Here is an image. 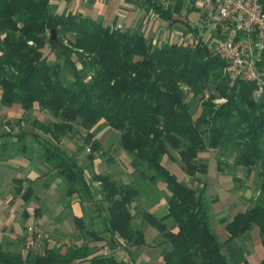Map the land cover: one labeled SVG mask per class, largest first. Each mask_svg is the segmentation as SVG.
I'll return each instance as SVG.
<instances>
[{"label": "trees", "instance_id": "16d2710c", "mask_svg": "<svg viewBox=\"0 0 264 264\" xmlns=\"http://www.w3.org/2000/svg\"><path fill=\"white\" fill-rule=\"evenodd\" d=\"M154 7L171 16L161 5ZM53 30L57 39L51 38ZM47 47L53 60L45 53ZM256 64L264 65V52ZM224 68L214 43L202 39L196 44L150 42L137 30L56 13L50 0H0V103L21 105L28 115L38 104L52 118L48 123L33 119V128L6 135L37 139L49 134L60 140L85 130L84 138L95 152L101 147L95 139L98 131L104 126L118 131L121 148L141 161L131 183L110 172H94L89 178L76 155L38 138L43 146L39 157L64 180L69 198L83 193L98 198L101 211L108 210L107 231L121 241L142 245L144 227L156 228L162 264H230L224 251L227 242L255 226L264 247V93L255 95L254 81L232 82ZM198 103L202 108L195 117ZM23 142L10 146L18 152L24 146V154L32 158L30 143ZM210 149L222 171L234 169L222 157L234 156L235 168L243 166L246 174L257 171L260 180L251 205L226 224L229 236L224 241L211 225L205 190L180 180L164 163L165 156L176 159L174 150L188 175L207 173L200 154ZM234 178L241 181L236 174ZM159 181L169 192L168 214L158 218L146 210L134 213L140 189H152ZM16 182V193L21 194L24 180ZM33 191L30 186L23 195L31 197ZM75 220L84 232V220ZM43 243L26 257L0 245V264H132L113 254H96L86 242L67 245L66 250Z\"/></svg>", "mask_w": 264, "mask_h": 264}, {"label": "crops", "instance_id": "0c3cea01", "mask_svg": "<svg viewBox=\"0 0 264 264\" xmlns=\"http://www.w3.org/2000/svg\"><path fill=\"white\" fill-rule=\"evenodd\" d=\"M50 2L56 13H75L102 21L115 28L137 30L150 42L196 44L202 39L212 44L221 32L216 14L207 15L199 0H50ZM156 5H161L168 11L167 13H171V16L169 15L168 18L167 14H159L155 10ZM259 71L264 80V65L259 67ZM34 109H39V105L36 104ZM24 114L25 111L21 105L4 106L0 103L1 120H18ZM1 120L0 124L3 123ZM7 132L14 133L8 129L7 125L2 126L0 131V245L7 250L19 251L26 257L29 251L24 253L23 248L26 241L31 238L27 227L33 223L44 226L47 223L46 218H52L50 222H53V225L49 227L53 226V230H59V233H53V238L58 237V239L47 240V247L63 246L65 248L68 244L80 245L86 242L90 247H95L96 254H113L118 259L132 264H162V246L158 245L159 232L156 228L143 225L145 226V243L142 245L137 246L121 241L117 235L107 231L105 219L108 216V210L101 211L98 198L95 196L88 198L87 195L81 194V196L67 197V201L64 200L67 193L64 180L61 177H53L52 170H49L39 157L43 149L39 139L51 141L69 155L77 154L78 163L85 166L89 178L94 172H110L115 176L116 173H120L122 181L131 183L135 180L134 172L141 165V161L121 148L119 135L113 143H110V135H95V139L101 141L100 150L92 152L90 148H87L89 150L86 153L87 149L83 148L78 153L81 140L75 135L61 136L60 140H56L52 135H38L39 139H35L32 135L27 138H24V135H6ZM20 140L21 144L24 140L30 143L33 150L32 158L24 154V146L21 145L19 152L12 148L15 146H10V142L17 145ZM90 154L93 155V159L87 158ZM86 161L88 163H84ZM179 162L177 163L179 165L172 163L167 166L172 172L174 169L182 172L183 178L176 174L180 180L199 190H205L213 215L211 225L220 239L226 240L229 236L225 229L226 224L237 212L248 208L234 209L238 199H248L247 193L243 195L239 191L232 190L235 181L233 175L236 174L241 178L242 176L239 173L220 172L219 165L215 167L218 172L214 174L197 173L191 176L182 169ZM91 163H93L92 168ZM252 174L254 175V172ZM16 179L24 180L21 194L16 193V187L20 184L16 182ZM30 186L33 187V195L26 197L23 192ZM38 186L42 193L38 192ZM143 187L140 189L136 202L133 203V212L140 209L149 211L158 218L166 216L168 214L166 198L169 192L163 191L164 185L163 188L160 185H151L152 189L149 186ZM54 194L56 196L52 197ZM147 197H149L148 201ZM53 199L56 202H53ZM63 200L67 207L65 203H62ZM65 210L68 212L67 215H62L61 212ZM49 215L51 217H48ZM75 218L84 220L86 226L84 232H80ZM136 222L142 225L138 215ZM168 224L172 226L170 220ZM63 238H65L64 241ZM99 243L101 245H98ZM224 251L230 264H260L264 258V247L261 243L259 228L255 226L252 230L229 240Z\"/></svg>", "mask_w": 264, "mask_h": 264}, {"label": "built area", "instance_id": "2783aa9c", "mask_svg": "<svg viewBox=\"0 0 264 264\" xmlns=\"http://www.w3.org/2000/svg\"><path fill=\"white\" fill-rule=\"evenodd\" d=\"M207 15L216 14L220 35L214 41L216 54L225 61V72L233 82L238 78L257 84L255 95L264 93L257 60L264 52V0H199ZM35 236L45 238L43 229L29 225Z\"/></svg>", "mask_w": 264, "mask_h": 264}, {"label": "rangeland", "instance_id": "374dc122", "mask_svg": "<svg viewBox=\"0 0 264 264\" xmlns=\"http://www.w3.org/2000/svg\"><path fill=\"white\" fill-rule=\"evenodd\" d=\"M49 52H50V49L47 47L45 49V53L48 54ZM49 56H50V60H53L55 58L54 54L49 53ZM221 101H223V99L217 100V102H221ZM201 108H202L201 104L198 103V106H197V108L195 110V115H194L195 117H197L200 114ZM31 114L32 115L24 114L23 117H22L23 118L22 120H21V118H20V120H8V119H5V120L2 119L1 120V118H0V120L3 122L2 124H0V126H1L0 127V131L2 130V126L4 127L5 125L8 126V129L10 131H14V132H18L23 127V125H24V127L26 129L29 130V129L33 128V126H34L33 119H37V120H40V121L46 122V123L50 122L51 119H52L47 112L42 111L40 108L39 109H34V111H32ZM26 115L28 116L27 117L28 119H25ZM7 121H10V123H8ZM31 122H32V124H31ZM17 125H19V127ZM85 134H86V131L83 130V131H80L79 133H77L75 135L76 138H78V139H80L82 141V142L80 141L81 143L79 142L80 145L78 146V151H77L78 153H79V151L80 152L82 151V150H80V147H82L84 149L91 148V143H89V142L87 143L86 138H84V137H86ZM97 135H110V143H113L115 141V139L117 140V137H118L117 135H119V132H117V131H115V130L107 127V126H104L100 131L97 132ZM88 150L89 149L86 150V153H88L87 152ZM75 155L77 157V154H75ZM172 155H173V157L176 158L175 160L174 159L172 160L171 158H169V156H165L164 157V163L166 165L172 164V163H176L177 164L179 162L177 151L173 150L172 151ZM87 158L89 159V157H87ZM200 159L202 161H206L207 162L208 168L210 169V170L209 169L207 170L208 174H214V172L217 171L215 167H217V165H220L219 162H218V158L216 156V152L214 150H212V149L202 152L200 154ZM222 160L223 161H228V163L231 166L234 167V169L231 172L232 174L239 173L242 176V178L240 177L241 178L240 182L234 181V189H232V190H234L235 192L239 191L243 195H245L246 193L248 194V199L247 198L245 200L244 199H240V200L238 199V202H236V206L234 207V209L238 208V210L239 209L242 210V209H245V208L249 207L251 205V202H252L251 199L256 197L258 195V193H259V182H260V180H259V177L257 175V171H253L254 175L252 173L247 175L246 174V168H244L243 166H238V167L235 168V166L233 164L234 163V156L233 157L231 156L230 158L222 157ZM84 163H88V162L86 161ZM177 165H179V164H177ZM222 167L224 169H227L224 165H222ZM218 170L220 172H224V171H222L220 166H218ZM52 172H53V177L57 176V175H55V170L54 169L52 170ZM173 172L175 174H177L178 176H181V175L183 176L182 172H179L176 169H174ZM204 174H206V173H204ZM116 176H117L118 180L122 181V179H121L122 177H121L120 173H116ZM57 177H60V176H57ZM122 182H124V181H122ZM39 183H40V181H39ZM157 185H160L161 188H163V185H164V190L163 191L164 192L168 191L167 186H166V184L163 181H159L158 183H156V186ZM37 189H39V186L37 187ZM38 192L42 193L40 189L38 190ZM84 194L85 193H83V196H84ZM55 196H56L55 194L52 195V197H55ZM78 196H81V195L79 194ZM212 196H214V195H212ZM67 197H68V195L66 193L65 196H64V200H66ZM148 199H149V197L146 198L147 201H148ZM64 200L62 201V203H65V207H67V204H66V202ZM88 200H90V199H88ZM52 201L56 202V200H54V199ZM99 206H101V205L99 204ZM61 213H62V215H67L68 212H67V210H65V211H63ZM210 213H211V216L213 217L212 211H210ZM48 217H51V215H49ZM52 220H53L52 218H49V219L46 218L47 223H46V225H44L45 227L43 225L40 226L39 225L40 223H38V224L37 223L36 224L33 223L30 226H32V227H34V225L35 226L36 225L40 226L43 229V231L45 232V238L48 241H49V239H52V240H54V238L58 239V237H54L53 238V233H59V230H53L54 229L53 226H52V228L49 227V225H51V224L53 225V222H50ZM213 223L215 224V220H213ZM27 232L30 233L31 236H34L33 235L34 233L31 234L32 232H30L29 226L27 227ZM34 238H35V236H34ZM45 238H42V239L36 240V241H34L32 239L31 240L28 239V241H26V244L24 245V248H23V249H25L24 253H27L28 251H31V250L32 251L33 250H38V248H39L41 243H43V242L45 244L47 243V240ZM64 239L65 238H63L62 240L64 241ZM157 241H158V237H157ZM59 242H61V241L59 240ZM66 243L68 244V241H66ZM68 245H71V244H68ZM98 245H101V243H99ZM64 249L66 250V248H64Z\"/></svg>", "mask_w": 264, "mask_h": 264}, {"label": "water", "instance_id": "95a60500", "mask_svg": "<svg viewBox=\"0 0 264 264\" xmlns=\"http://www.w3.org/2000/svg\"><path fill=\"white\" fill-rule=\"evenodd\" d=\"M51 38H52V39H57L56 30H53V31H52Z\"/></svg>", "mask_w": 264, "mask_h": 264}]
</instances>
